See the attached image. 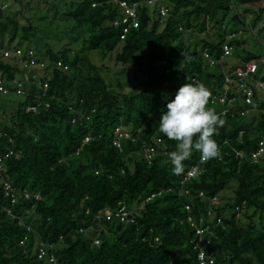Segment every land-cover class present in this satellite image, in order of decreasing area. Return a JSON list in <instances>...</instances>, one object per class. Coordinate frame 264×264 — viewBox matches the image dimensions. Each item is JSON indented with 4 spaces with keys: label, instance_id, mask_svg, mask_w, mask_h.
<instances>
[{
    "label": "trees",
    "instance_id": "1",
    "mask_svg": "<svg viewBox=\"0 0 264 264\" xmlns=\"http://www.w3.org/2000/svg\"><path fill=\"white\" fill-rule=\"evenodd\" d=\"M136 1V25L125 32L113 24L122 9L112 0H70L60 8L53 3V16H38L47 26L65 22L77 51L53 49L38 35V25L20 24L15 13L0 9V78L7 90L0 94L15 93L10 78L21 80L23 89L1 110L0 152L10 150L2 175L11 191L0 184V264H200L192 240L195 227L204 226V235H212L199 246L212 254L213 264H264V165L248 154L264 140V112L258 110L264 100L254 96L248 113L241 114L244 107L236 103L219 116L224 124L213 138L220 159L202 162L193 153L184 166L199 160L201 169L182 183L183 173H171L166 154L176 150L175 142L158 130L160 112L180 84L195 78L217 94L227 63L259 60L249 50L233 52L243 15L252 12L255 26L264 12L255 6L264 0H168L162 20ZM228 14L234 25L229 30ZM179 26L189 28L185 38ZM224 41L231 46L227 56ZM15 47L31 48L34 61L45 62L46 74L42 70L32 79L34 66L29 71L19 64ZM203 48L220 59L215 67L199 53ZM87 51L111 55L123 72L128 65L136 85L125 90L129 75L123 82L106 79ZM29 105L36 111L27 110ZM115 126L139 128L136 139H122L116 147ZM143 143L155 148L150 161L143 157ZM229 187L232 196L226 197Z\"/></svg>",
    "mask_w": 264,
    "mask_h": 264
},
{
    "label": "built area",
    "instance_id": "2",
    "mask_svg": "<svg viewBox=\"0 0 264 264\" xmlns=\"http://www.w3.org/2000/svg\"><path fill=\"white\" fill-rule=\"evenodd\" d=\"M113 2H116L119 7L122 9L121 15L113 21V24L115 25H123V32L126 31V29L130 25H136V6L138 5V1L132 0V2L128 3L126 0H112ZM143 2V4L150 9L154 13V15L159 19L162 20L164 17L168 16L169 14V4L168 0H140ZM8 8L7 3H2L0 5V9L3 11H6ZM178 30L181 31L182 36L185 38L189 34V28H184L179 26ZM235 33H231L230 36H234ZM222 48V55L227 56L231 54V46L227 42H223L221 45ZM184 52V51H183ZM12 53L17 56V62L23 65V67H30L34 66L33 71L29 72L31 73L32 79H35L36 74L41 73L43 70L45 73V62H38L36 63L34 61L33 57V50L31 48L25 49L21 47H15L12 50ZM206 64L208 66H213L214 63H219L220 59L215 58L211 56V54L206 50V48H203L199 52ZM10 51L8 49H2V56L7 57L9 56ZM185 54V53H184ZM185 59L191 58L190 55L185 54ZM184 59V60H185ZM183 61H181L180 67H182ZM163 63H165L163 61ZM56 65L58 67H61L62 69H66V65H62L60 61L56 62ZM259 66L258 61L256 60H247V61H238L233 60L231 63H227L225 67H223L222 70V82H221V89L219 93H211L208 104L210 105H219L217 108H212L207 104V107L212 108L219 116L225 115L226 113L230 112V110L235 109V104L237 103V106L244 107L243 110H240L239 112L241 114L248 113L249 112V104L252 103L254 96L257 98H260L257 96V90L261 91L264 94V77L263 76H257L255 77L254 74L257 72V68ZM167 69H170V66H167ZM180 73H182V69L180 70ZM46 74V73H45ZM47 76V75H46ZM189 82L191 83H197L195 78H189ZM9 83H11L14 86V92L15 94H22V82L21 80H18L17 78H10ZM46 86V83L44 82V87ZM6 88L4 87V78H0V92L6 93ZM236 94V95H235ZM235 102V103H234ZM47 105L46 103H44ZM36 105H29L27 107V110L29 111H36ZM260 112H264V107L258 109ZM238 111V108H237ZM137 131H139V128L136 129V131H131L129 128H125L122 126H115L112 133V144L116 147H120V143L122 139H129L131 141H134L137 137ZM240 134V133H239ZM219 148V147H218ZM155 148L153 146H149L145 143L142 144V153L143 157L150 161L151 157L155 155ZM10 153L9 151H6L5 153L0 152V184L3 187V190L5 193L8 191H11V182L4 178L2 175L4 171V164L3 159ZM166 153V152H165ZM170 152H167V156ZM237 154L242 155L241 151L238 150L236 152ZM248 154L250 155V158L254 162H259L264 165V140H259L257 143L256 149L249 150ZM220 159V157H219ZM200 163L199 160H197L194 164L190 165L189 167L185 168L183 171V176L180 179L179 183H182L184 180H187L191 178L192 176L196 175L200 171ZM154 195V194H151ZM12 196V195H11ZM35 197H38L35 195ZM14 200L13 197L11 198V201ZM237 210V208H236ZM104 215L106 218L110 217L109 210L104 211ZM239 212H236L238 214ZM124 216L120 215V219H122ZM219 222V219L216 220ZM192 226V222L190 223ZM209 230L207 226L204 227H195V238H193V247L198 249L197 257L199 259L200 264H213V258L212 254H204L203 250L200 248V244L208 243L209 235H212L211 231L208 232V235H204V231ZM25 237H23V240ZM42 243L40 244L39 248V256L43 253ZM50 247V246H49ZM50 261L54 262V259L52 256L49 258Z\"/></svg>",
    "mask_w": 264,
    "mask_h": 264
},
{
    "label": "rangeland",
    "instance_id": "3",
    "mask_svg": "<svg viewBox=\"0 0 264 264\" xmlns=\"http://www.w3.org/2000/svg\"><path fill=\"white\" fill-rule=\"evenodd\" d=\"M70 0H0L1 3H7L8 8L6 9L7 12L15 13L16 19L20 24H25L27 21L31 23L32 25H38L39 26V36L45 39L47 44L51 46L53 49H62L63 47H69L75 51H77L78 42L74 45L70 43V35L73 33L69 31L67 28H63V24L65 22L59 21L56 23H52L49 26H47L45 20L38 19V16L42 13H46V15L53 16L55 14L53 3L57 4L60 7H62L65 3L67 4ZM26 3L32 4V8H28L26 6ZM264 8V4L255 6V10L257 11L258 8ZM241 9L238 8L236 11H240ZM252 12L249 14L241 15L243 17V24H239L240 26L244 27V30L238 33L237 39L239 40V44L234 48V56L238 52H242L245 50L252 51L254 53L259 54L261 57L259 58V66L257 68V72L254 74L255 77L257 76H263L264 77V12H262V17L260 20H257L255 26H252V18L251 15ZM37 16V17H35ZM231 18V14H228L224 20L225 26H227L228 30L234 25H231L229 22V19ZM211 23V22H210ZM208 22V27H210V24ZM56 26V31L53 29ZM51 28V29H50ZM216 27L213 25L212 31L215 30ZM192 36V35H191ZM214 36L208 35V38H213ZM38 38V37H36ZM33 38L31 39L30 43L32 46H34L36 43H38V39ZM190 40V38L188 39ZM6 42V39L4 40ZM37 41V42H36ZM17 43V40H14V42L11 44V47H13ZM28 42L22 41V45H26ZM116 51V50H115ZM113 51V52H115ZM112 54V53H111ZM87 56L92 64L98 67L99 72L108 79L109 77L115 78L118 77L122 82L125 80V76L129 75V85L125 87V90L130 89L131 87H134L136 85V79L134 77V74L132 73V68H130L128 65H125L127 71L123 72V65L119 63H115L113 60V57L109 54H107L105 57H101L99 53L97 52H88ZM106 67V69H105ZM215 67V66H213ZM126 72L128 74H126ZM257 96L262 98L264 100V94L257 90ZM19 96L16 95L13 92H9L8 94H0V125L1 121L3 119V116L1 115V110L5 109L6 107L10 106V102H13L14 100H18ZM6 99V100H5ZM2 102L4 103V106H2ZM7 105V106H6ZM7 112L9 110L7 109ZM6 114L8 115L9 113ZM232 188L229 187L227 190L224 191V195L226 197L232 196ZM253 220L257 222V215L253 217ZM264 222V221H263ZM257 227H260L258 225Z\"/></svg>",
    "mask_w": 264,
    "mask_h": 264
},
{
    "label": "clouds",
    "instance_id": "4",
    "mask_svg": "<svg viewBox=\"0 0 264 264\" xmlns=\"http://www.w3.org/2000/svg\"><path fill=\"white\" fill-rule=\"evenodd\" d=\"M209 89L203 83H182L160 112L158 130L168 140L175 142V151L168 154L174 175L184 171V161L193 153L202 162L219 157L214 135L224 121L210 107Z\"/></svg>",
    "mask_w": 264,
    "mask_h": 264
},
{
    "label": "water",
    "instance_id": "5",
    "mask_svg": "<svg viewBox=\"0 0 264 264\" xmlns=\"http://www.w3.org/2000/svg\"><path fill=\"white\" fill-rule=\"evenodd\" d=\"M233 18H236V16L234 15V16L232 17V19H233Z\"/></svg>",
    "mask_w": 264,
    "mask_h": 264
}]
</instances>
